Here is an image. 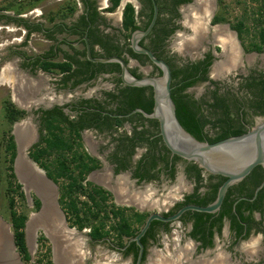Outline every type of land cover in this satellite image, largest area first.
I'll list each match as a JSON object with an SVG mask.
<instances>
[{
  "label": "flooded vegetation",
  "instance_id": "obj_1",
  "mask_svg": "<svg viewBox=\"0 0 264 264\" xmlns=\"http://www.w3.org/2000/svg\"><path fill=\"white\" fill-rule=\"evenodd\" d=\"M209 2L208 16H205L207 10L203 7V0H122L114 10L111 0L103 3L100 0H77L80 11L74 18L65 19L60 12L51 23L50 20L0 13L6 15L0 19V24L15 26L23 32L21 39L13 38L0 45V50L5 53L0 54V72H8L7 77L11 79L9 88L20 107L12 110L9 119L13 123L11 136L16 146L13 168L18 183L23 189L26 186L16 173L20 159L49 183L53 197V187L57 188V202L53 199L66 219L60 206L62 180L55 183L33 159L35 152L45 148V140L55 135L64 137L66 142L73 144L69 154L88 157L87 164L92 170L86 176V184L91 185L90 190L105 191V204L114 206L116 212H124L132 228L137 230L134 238H124L121 244L111 231L110 221L111 226L106 230L115 237L100 241L92 240V229L87 232L86 228L78 230L69 226L87 236L89 247L85 250L94 251L96 246H105L101 258H98L97 251H90L88 258L81 256L78 264H137L140 247L135 238L151 215L160 214L168 218L186 206H202L199 202L213 197L215 185L224 178L173 155L160 135L159 122L134 113L142 108L126 112L127 103L134 96L143 105L152 104V113L155 103L153 88L126 85L121 78L119 63L89 60L85 38L93 58L119 57L127 63L135 78L161 77L162 70L147 55L135 53L132 48L133 35L145 33L152 26L147 35L141 36V47L165 61L172 71L198 67L196 78L200 79L182 94L195 102L197 119L204 124L202 132L206 138H217L221 134V127L217 125L221 110L212 106L216 103L214 94L228 98L227 104L233 110L232 120L237 118V109L232 106L241 105L239 122L247 130L253 128L258 119L264 118L254 116L248 108L253 100V90L248 89L249 85L264 78V43L260 37L264 25L255 35L248 28L250 40L245 43L246 28L240 35L236 29L238 23L232 24L223 16L221 0ZM128 5L134 9V23L126 29ZM197 25L201 28L200 33L196 31ZM223 35L232 36L234 49L223 42ZM34 38L50 46L41 52L31 44ZM182 41L184 46L180 49L178 46ZM259 47L263 50H255ZM232 53L235 54L234 59L231 58ZM255 55L260 57V61L254 66ZM86 60L104 67L85 69ZM64 63L72 64L70 72L47 68V64ZM72 74L73 77L68 78ZM24 83L29 86L31 96L23 99V104L19 100V88H24ZM175 87L172 82V92ZM15 113L18 114L15 116ZM95 113L100 116L94 117ZM24 131H29L30 139L22 147L19 135ZM20 149H23L25 161ZM160 194L170 198L169 208L151 212L149 197L151 200L152 196ZM257 197L254 195L248 199L245 194L234 193L228 200L233 202L230 214L223 215L222 205L215 213L186 211L175 221H153L141 238L144 246L141 264H152L160 255L176 264H264V201L262 210L247 209V204H244L241 212L236 211L239 202L248 201L252 205ZM36 200L40 201L41 207L37 210L40 211L43 202L40 198ZM111 218L115 225L120 222L119 217L111 215ZM133 243H136L134 248Z\"/></svg>",
  "mask_w": 264,
  "mask_h": 264
},
{
  "label": "trees",
  "instance_id": "obj_2",
  "mask_svg": "<svg viewBox=\"0 0 264 264\" xmlns=\"http://www.w3.org/2000/svg\"><path fill=\"white\" fill-rule=\"evenodd\" d=\"M113 7L116 9L122 0H111ZM72 12L74 10H71ZM94 15H97L94 12ZM134 9L132 6L128 5L126 8V29H129L130 25H133L134 19ZM6 15H0V19L5 18ZM15 19V18H13ZM18 20V19H15ZM245 24L239 22L236 26L239 34L244 32ZM261 42L264 43V30L260 33ZM257 51H262V48H255ZM79 63V60H77ZM58 68L62 72H70L72 64H47V68ZM104 65L94 64L89 60H86L85 69H101ZM198 69L197 66L189 67L187 70L173 69V86H176L172 92V98L176 105L177 117L186 129L193 137L198 141L215 143L232 136H239L246 133L248 130L243 127L240 118V108L241 105L232 106L233 109H237L236 120L231 119L232 109L231 105L227 104L228 98L218 97L214 94V99L216 103L213 108L221 110L220 120L217 125L221 127V134L217 138H206L203 135V123H200L197 119V109L196 104L192 101V98L188 95H183L182 92L187 88L191 87L200 78H196ZM72 76L68 77L71 78ZM180 85V86H179ZM249 90H253V100L249 103L248 108L253 112L256 117H264V78L258 82H253L248 87ZM129 98V97H128ZM131 102L127 103L126 112L129 113L136 108L140 107L146 112L150 113L152 110V104L143 105L138 101L137 97H132ZM236 105V104H233ZM53 113V112H52ZM51 114V113H50ZM94 117L100 116L99 113L93 114ZM108 117V116H107ZM207 122V121H206ZM45 148L39 150L33 154V159L35 162L39 163L40 166L47 172L48 177L55 183H59L62 180V185L60 186V206L65 213L66 220L70 227H76L78 230H84L86 225H91L92 232L90 237L94 241L104 240L111 237V231L116 234L119 243L123 244V239L134 238L137 234V230L132 228L129 218L124 212L114 211V206H107L104 201H106L105 191L102 189L90 190L91 185L86 184V176L92 170L87 164L86 156L78 155L77 153L71 155L69 153L73 150V144L66 142V139L61 136L55 135L51 139L45 140ZM160 141V139H159ZM7 151L10 153V162L13 165L16 157V146L13 137L11 136L8 140ZM73 157V159H72ZM11 177L16 179L13 166L10 167ZM253 177V178H252ZM253 179V180H252ZM225 178H221V181L215 185V194L208 200H203L199 202L202 206L209 205L216 197V193L219 187L225 182ZM252 180L247 184V181ZM264 181V170L262 167H257L255 171L242 182L232 186L225 198V202L222 207L223 215L230 214L233 210V202L229 203V197L234 193H239L244 195L248 199H251L255 195L256 189ZM15 193L22 201L26 200L25 193L23 191L22 185L16 183V185L11 186L9 189V208L11 211V223L13 228L14 243L16 249L21 256L23 262L31 261V254L27 245L26 238V223L29 219L28 215L20 213L16 210V199L14 198ZM84 196L87 200H80L79 196ZM101 198V200H97ZM82 201V202H81ZM264 201V187L259 192L256 201L250 205L248 201H241L236 206V211L241 212L243 205L247 204V209H261V203ZM260 202V203H259ZM35 208L39 210L41 207L40 201L35 200ZM264 213V212H263ZM242 214V213H240ZM111 215L115 218H120V222L114 224ZM109 221L113 222L112 230L107 231V226H111ZM113 235V234H112ZM46 240L45 238H42ZM145 243V239H142ZM136 243H133V248ZM134 249L130 250L133 251ZM136 256H138V247L135 248Z\"/></svg>",
  "mask_w": 264,
  "mask_h": 264
},
{
  "label": "rangeland",
  "instance_id": "obj_3",
  "mask_svg": "<svg viewBox=\"0 0 264 264\" xmlns=\"http://www.w3.org/2000/svg\"><path fill=\"white\" fill-rule=\"evenodd\" d=\"M103 1L104 0H100V3H103ZM71 10L74 11L72 12ZM220 10L223 16H225L226 20L231 22L232 24H237L239 22H243L245 24L246 30L243 36V40L245 41V43H247V41L250 40L249 33L247 31L248 28H251L253 30V34L255 35L258 31V28H261L264 25V0H221ZM79 11H80V6L77 3V0H0V13H7L10 15H14L16 17H24L26 19H33V20H50V23L54 22V20L58 17L57 15L60 14V12H62L63 18L66 19V18H74V15L77 14ZM253 24L255 26H253ZM22 36H23V32L19 30L17 27L3 26V24H0V45L7 43L8 41H12L13 38L21 39ZM31 44H34L33 46L41 52L46 51L50 46L48 43H45L37 38H34V41ZM3 53L4 50L3 51L0 50V54ZM259 61H260V57L255 55L252 61L253 65L255 66ZM7 73H8L7 71H5L2 74L0 72V78L1 77L6 78L5 79L6 82L0 84V249L2 251H6L9 249L6 235L8 237L9 236L14 237L12 223H11V211L9 208V199H10L9 189L11 186L13 185L15 186L16 183L19 182L18 178L13 179L11 177L10 167H12L13 165L10 162V153L7 151V145H8V140L11 136V130L13 125V123H11L12 120H9L10 113H12V110L20 109V107L18 105V101L13 97L12 91L9 88L11 79L7 77ZM47 80H49L48 76H47ZM33 89L38 90V88H33ZM25 104L28 103L26 102ZM17 114L18 113H15V116ZM36 170L38 171V169ZM33 171L34 173L38 174L34 169ZM19 177H21L22 180L26 183L24 177H22L21 175H19ZM25 183L24 185L26 186H24L23 191L26 192L27 195L26 200L22 201L19 198V196L16 195V193L14 195L15 196L14 198L16 199L17 202L16 210L20 213H24L28 215L29 217V221L27 223L26 235H27V245L29 247V251L31 254V261L29 262L22 261V264H57L58 260L55 257L56 256L55 239L52 237L54 240V242H52V240L48 236H46L45 234L46 232L48 235L50 234L46 227H44L45 228L44 229L41 226L43 223L32 221V218H34V216L35 217L38 216L42 210V209L40 211L36 210L34 205L35 200L41 197L44 200L43 198L44 196L36 188L35 185H31L28 183L25 184ZM47 184L49 185V183ZM53 188H54V197L52 192V202H53V198H55L57 202L58 190L55 187ZM79 198L82 201L84 200V202L87 200L82 195H80ZM169 200L170 198H168L166 195L162 196V194H160L159 196L157 195L152 196L151 200L149 197V202L152 205V207L150 206V211L154 212L157 211V209L167 210L169 208V203H170ZM56 208L62 216L61 219L63 218L64 223L69 227L68 222L64 218V214L59 209V206L57 204H56ZM90 226L91 225H86L85 231L88 232V230L91 229ZM71 231L72 233L70 234L68 233L70 237L68 235L67 236L68 239H70V241L73 243V247L76 248L78 247L77 250L79 249L78 253H80V258L81 256L82 258H84V256L88 258V253H90V251L92 252L97 251L98 258H101L103 256V252H105L104 249L105 246H96L94 248V251L87 249L85 250L84 248L89 247V240H87V236L81 235L83 233H77V230L75 229H72ZM73 233L74 234L77 233L75 234L76 236H73L74 235ZM111 237L114 238L115 236L111 235ZM42 238H45L46 240ZM168 241L170 242V234L168 235ZM15 252L18 254L17 249L15 250Z\"/></svg>",
  "mask_w": 264,
  "mask_h": 264
},
{
  "label": "water",
  "instance_id": "obj_4",
  "mask_svg": "<svg viewBox=\"0 0 264 264\" xmlns=\"http://www.w3.org/2000/svg\"><path fill=\"white\" fill-rule=\"evenodd\" d=\"M151 28L152 26L145 33L138 32L133 35L132 48L135 53L147 55L149 59L162 70L161 77L135 78L130 73L127 63L119 57L93 58L88 39L85 38L87 42L88 58L89 60L98 63H119L122 68V81L128 86L139 88L151 86L154 90L155 100L153 112L149 114L142 109H138L134 111V113H141L146 118L154 119L159 122L160 135L165 146L173 155L188 162L196 163L206 172L224 177L226 180L219 188L215 201L208 206L202 207L189 205L179 210L174 216L168 218H165L160 214L151 215L140 234L135 238V241H137L140 247L137 264H141L144 252L141 238L145 235L153 221H175L186 211H196L209 214L215 213L221 209L225 197L232 186L245 180L257 167H262L264 169V118L258 119L257 124L253 128H250L246 133L239 136H232L215 143L198 141L186 131L177 117L176 105L172 98V69L165 61L156 58L152 52L139 45L140 39L142 38L141 36L147 35ZM20 155H23V150L20 151ZM263 187L264 182L256 189L255 197H257ZM40 199L43 202L42 210L38 216L32 218V221L38 220L44 213L43 208L45 203L42 197ZM53 203L58 217V220L56 221L58 227L63 230L65 235L72 233V229L70 230V228L64 223L63 218L61 219L62 216L56 208L54 199ZM41 226L43 228L46 227L44 224ZM47 236L52 242H54L52 236L48 234ZM6 237L9 249L6 251L0 249V264H22V259L19 253L17 254L15 252L16 246L14 243V237H8L7 235Z\"/></svg>",
  "mask_w": 264,
  "mask_h": 264
},
{
  "label": "bare ground",
  "instance_id": "obj_5",
  "mask_svg": "<svg viewBox=\"0 0 264 264\" xmlns=\"http://www.w3.org/2000/svg\"><path fill=\"white\" fill-rule=\"evenodd\" d=\"M203 2H204L203 7L206 8V10H207L205 16H208L209 10L211 9V4H210L209 0H203ZM197 27H198V29H196V31L198 33H200L201 28L199 25H197ZM231 37L223 35L222 40L224 43H229L233 48L234 44H233V39H231ZM184 41H182L180 43V45L178 46L180 49H183ZM231 56L230 57L232 59L235 58L234 53H232ZM5 79L6 78L1 77L0 78V84H3L4 82H6ZM24 85H25L24 88H21V87L19 88V94L21 96V98H19V100L21 102H23L22 101L23 99L29 98L31 96V91H30L29 86L25 83H24ZM21 129L22 128H20L18 131L20 132ZM19 139H20L21 146L24 147L30 139L29 131H27V132L24 131L23 133H21L19 135ZM21 157L23 159V156H21ZM23 164L24 163H21V160L19 159L18 165H17L18 174L21 175L22 177H24L26 183L31 184V185H35L36 188L44 196L43 197L44 201H45L44 202L45 205L43 208L44 213L36 221L43 223L46 226V228L48 229L49 234L55 239V247H56L55 248V252H56L55 257L58 260L57 264H78V262L81 260V259H79L80 253H78V250H79V249L77 250L78 247L77 248L73 247V243L70 241V239H68V236L65 235V233H63V230L60 227H58V224L56 222L58 220V217H57V213L54 209L53 202H52V192L53 191H52L51 187L46 182H44V180H42L38 174L34 173V171L31 168H29V166H27V165L25 166V164L24 165ZM34 218H35V216H34ZM59 259H60V261H59ZM177 263H179V262H177ZM152 264H176V262L168 260V258L160 256L159 258H157L156 261L152 262ZM201 264H203V263H201ZM205 264H207V263H205ZM208 264H210V263L208 262ZM213 264H219V263L216 262Z\"/></svg>",
  "mask_w": 264,
  "mask_h": 264
}]
</instances>
